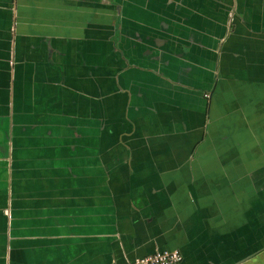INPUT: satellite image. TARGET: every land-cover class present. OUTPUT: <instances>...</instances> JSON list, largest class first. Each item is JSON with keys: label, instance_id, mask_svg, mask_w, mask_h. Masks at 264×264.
Returning a JSON list of instances; mask_svg holds the SVG:
<instances>
[{"label": "crops", "instance_id": "crops-1", "mask_svg": "<svg viewBox=\"0 0 264 264\" xmlns=\"http://www.w3.org/2000/svg\"><path fill=\"white\" fill-rule=\"evenodd\" d=\"M157 251L264 264V0H0V264Z\"/></svg>", "mask_w": 264, "mask_h": 264}, {"label": "built area", "instance_id": "built-area-1", "mask_svg": "<svg viewBox=\"0 0 264 264\" xmlns=\"http://www.w3.org/2000/svg\"><path fill=\"white\" fill-rule=\"evenodd\" d=\"M182 256L177 252H156L145 258L136 260L133 264H180Z\"/></svg>", "mask_w": 264, "mask_h": 264}, {"label": "flooded vegetation", "instance_id": "flooded-vegetation-1", "mask_svg": "<svg viewBox=\"0 0 264 264\" xmlns=\"http://www.w3.org/2000/svg\"><path fill=\"white\" fill-rule=\"evenodd\" d=\"M209 96V95H208ZM157 252H165V251H157ZM167 252H175V251H167ZM181 256H182V258H183V255L179 252V251H177ZM156 253V252H155Z\"/></svg>", "mask_w": 264, "mask_h": 264}]
</instances>
